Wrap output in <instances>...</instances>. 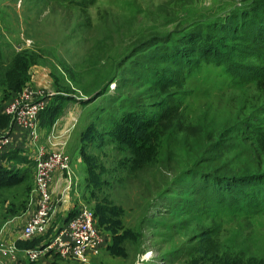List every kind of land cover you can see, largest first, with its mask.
<instances>
[{
    "label": "rangeland",
    "instance_id": "374dc122",
    "mask_svg": "<svg viewBox=\"0 0 264 264\" xmlns=\"http://www.w3.org/2000/svg\"><path fill=\"white\" fill-rule=\"evenodd\" d=\"M252 1L0 0V118H7L1 111L23 88H34L27 84L11 92L1 80L13 56L28 50L37 58L35 66L50 76V83L35 88L48 96L41 118L45 142L69 156L79 180L82 200L71 216L84 206L97 221L98 206L116 209L107 218L115 224L99 223L107 244L86 264H264V208L231 206L182 188L193 182L192 174L230 178L263 167L261 147L239 129L248 122V102L256 95L253 65L227 53L216 32ZM238 48L241 55L249 49ZM151 53L159 56L157 63L138 68L140 55ZM181 55L178 84L166 96L158 83L172 72L169 59ZM169 100L177 121L168 132L161 124L150 131L146 168L119 183L120 163L131 160V153L113 144L124 136L118 124L159 118ZM9 146L0 166L6 165ZM9 157L15 162L8 165L26 162L29 169L10 168L25 181L0 191V225L13 204L19 209L26 200L35 172V159L17 151ZM96 179L107 185L93 194ZM201 185L207 187L203 180ZM55 226L52 222L48 234ZM36 239L41 240L34 246L44 240ZM18 253L4 264L16 262ZM43 258L46 264H81L51 251ZM40 259L22 257L15 264H40Z\"/></svg>",
    "mask_w": 264,
    "mask_h": 264
},
{
    "label": "trees",
    "instance_id": "16d2710c",
    "mask_svg": "<svg viewBox=\"0 0 264 264\" xmlns=\"http://www.w3.org/2000/svg\"><path fill=\"white\" fill-rule=\"evenodd\" d=\"M246 7L248 10H243V7L241 8L242 10L230 14L228 19L217 27L216 32L221 34L218 42L222 43L227 53L233 57H241L244 65H253L251 67L254 68L252 72L254 73L253 77L256 82V95L248 102V122L240 126L239 129L243 130L244 134L255 139L258 146L261 147L264 156V0H253ZM240 45L249 48L243 51V55H241V49L238 48ZM183 48L186 49V47ZM157 57L159 56L155 53H151L145 57L140 55V65H138V68L142 67L141 64L145 62L151 65L156 64L158 61ZM176 58L174 56L169 59L172 60V63H169L171 65L170 71H172L169 73V77L158 83L162 94L164 93L166 96H168V88L178 84L177 79L180 76L177 73L181 64L184 63L185 57L181 55ZM36 64L37 58L28 50L16 53L3 72L1 78L2 84L11 92L19 91L29 81V69ZM174 76H176L175 79H173ZM170 104L171 101L169 100L162 109L164 111L156 116L159 118H151L145 122L138 117H133L134 119H131V121H128V119L126 121L122 120L121 124H118L117 131L122 132L124 136L118 137L117 143H112L116 144L117 148H125L131 153V160L129 159L127 162L123 161L120 163V172L116 176V178L122 179V181L117 179L119 183L126 182L127 177L133 176L146 168L148 157L150 156L149 151H146L147 143L148 146L150 144V131L158 124H161L162 131L168 132L177 121L178 111L174 108L170 109ZM45 110L40 114V117L47 111ZM57 110L58 107L52 109L49 117L50 120L53 119ZM110 140L113 141V138ZM106 142L111 144V142L104 141V145ZM191 178L193 182L189 186L186 185L182 188L189 189L194 194L200 192L199 194L208 199L209 197L217 196V198L225 200V203H230L231 206H234L236 203L241 204L240 207L244 205L257 210L264 208V164L262 168H257L250 172V174L241 176L219 178L216 174H210L203 178L200 174H192ZM202 180L207 187L204 185L197 187L198 181ZM23 181H25V178L19 177L16 171L0 166V191L18 187L23 184ZM94 184L95 190H93V194L96 191L100 192L102 186L107 185L105 181L100 183L98 179L94 180ZM26 189V200L21 203L19 209L13 204L11 211L7 212V214L15 216L26 211L32 193V185L27 186ZM110 205L112 209H101L103 208L102 206L96 208L101 214L100 219L96 221V226L99 230H102L99 227L100 224H115L113 219L107 220L109 213H113L114 216L116 214L114 204ZM37 240L41 239L24 242L26 243L25 247L33 248Z\"/></svg>",
    "mask_w": 264,
    "mask_h": 264
},
{
    "label": "built area",
    "instance_id": "2783aa9c",
    "mask_svg": "<svg viewBox=\"0 0 264 264\" xmlns=\"http://www.w3.org/2000/svg\"><path fill=\"white\" fill-rule=\"evenodd\" d=\"M44 93L45 89L23 88L22 93L14 96L1 111L13 126L23 129L32 141L39 139L40 114L48 106V96ZM8 145V137L0 136V160ZM55 171H60L68 181L66 194L73 192L77 186V178L71 168L69 156L62 151H46L40 148L35 160L33 187L36 205L21 230V238L26 241L35 238L44 240L40 246L24 250L23 255L26 260L33 262L51 251L62 260L86 264L107 244V238L97 228L92 211L84 206L75 215L70 214L71 217L57 225L56 232L48 234L55 208L50 191L51 177ZM81 200L80 197L79 203ZM18 252L16 245H7L0 241V264L6 263V259Z\"/></svg>",
    "mask_w": 264,
    "mask_h": 264
},
{
    "label": "crops",
    "instance_id": "0c3cea01",
    "mask_svg": "<svg viewBox=\"0 0 264 264\" xmlns=\"http://www.w3.org/2000/svg\"><path fill=\"white\" fill-rule=\"evenodd\" d=\"M29 75H30L29 81L24 84L25 86H27V84H30L34 88H40L50 83L49 71L46 68H43L40 66H32L29 69ZM44 114L46 113H43L42 115ZM42 115L39 120V139L37 141H32L23 129L13 126L10 123L9 119L7 118L0 119L1 133L6 131L4 135L8 136L9 142H10V146L8 148L9 149L8 152L10 153L9 155H6L5 157L6 158L5 167L10 169L16 166L18 168L24 167L26 169H29L28 163L26 162H20L19 164H15V166L8 165L9 163L14 164L15 158H12V157L10 158L9 156L15 155V151L18 152V155L26 156L29 161L31 160L34 161V159L36 160L39 149L43 148L45 150L44 146L47 147L46 151H62L63 152V150L51 149L46 144L45 142L46 130L43 124H41ZM60 134L61 135H59L58 144L62 145L63 135L62 133ZM52 139L54 140L55 138L52 136ZM30 173L32 174V177L30 179L31 180L30 186L31 185L33 186L35 172L33 171V173L32 172ZM77 182L78 183H77L76 189L73 192L66 194V188L68 184V181L66 180V178L62 175L60 171H55L52 174L51 182H50V191H51V196L54 201V207H55L53 210L52 222L53 224H56V226L58 223H60L56 221H58L59 219H64L65 216L75 213L74 210L77 208V204L81 197L80 194L78 193L79 180ZM35 205H36V199H35L34 192L32 189V193L29 198L26 211L21 214H17L13 217L9 216L6 219V221H4L0 225V241L7 245H12V244L16 245V247L19 250V253H22V257L24 259H25V256L23 255V251L30 249L31 247L30 248L25 247L26 243L24 242H26V240L21 238V230L24 224L26 223V221L28 220L29 216L34 211ZM34 240L35 239H32L27 242H32ZM37 246H40V244ZM37 246H34V247H37ZM19 253H18V257L16 258V262H13L14 264L19 262L22 258L20 257L21 254L19 256ZM6 261H9V259H7ZM48 261L49 260H47L46 258L45 259L43 258L41 261H39V263L46 264Z\"/></svg>",
    "mask_w": 264,
    "mask_h": 264
}]
</instances>
